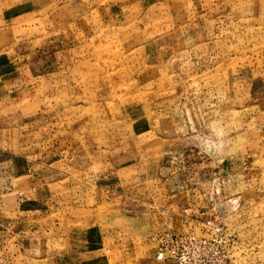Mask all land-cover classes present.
Returning a JSON list of instances; mask_svg holds the SVG:
<instances>
[{
    "label": "rangeland",
    "instance_id": "obj_1",
    "mask_svg": "<svg viewBox=\"0 0 264 264\" xmlns=\"http://www.w3.org/2000/svg\"><path fill=\"white\" fill-rule=\"evenodd\" d=\"M122 1L128 0H0V12L12 11L7 23L0 20V42H11L0 43V52L22 41L29 56L56 51L76 57L72 68L58 71L56 91L45 77L39 80L41 90L22 93L26 115L55 112L53 118L61 117L68 134L93 154L109 151L118 139L123 146L135 139L139 146L148 141L157 151L149 193L139 183L136 200L116 216V210L104 208L99 227L94 226L99 241L93 242L109 251L104 263L160 264L152 254L151 236L174 228L172 213L164 208H176L175 200L185 194L184 187L167 185L170 171L163 165L202 161L215 166L216 173L210 176L208 168L195 174L192 169L181 180L216 181L217 200L226 209H239L235 217L240 230L231 229L237 234L236 264H264V0H131L144 6L138 16L129 20L127 15L123 24H98L103 3ZM212 19L223 23L221 39L200 45L184 42L187 25L200 20L210 25ZM50 38L63 41L44 44ZM171 50L187 55L184 66L171 59L174 54L169 57ZM178 70L185 77L178 79ZM178 100L189 103L186 116L198 119L186 133L170 122L176 119L174 111L166 109ZM175 147L193 150L181 161L182 156L173 155ZM208 191L203 188L201 193ZM91 196L87 193L89 204ZM144 207L150 214L142 213ZM194 223L189 229H196ZM42 243L39 254L46 264L53 249L49 240ZM56 244L54 251L60 248ZM28 258V264L36 263V256Z\"/></svg>",
    "mask_w": 264,
    "mask_h": 264
},
{
    "label": "crops",
    "instance_id": "obj_2",
    "mask_svg": "<svg viewBox=\"0 0 264 264\" xmlns=\"http://www.w3.org/2000/svg\"><path fill=\"white\" fill-rule=\"evenodd\" d=\"M133 1L103 3L98 24H123L127 22V15H131L129 20H132L144 8L136 6L138 4L133 5ZM10 12L12 11L2 9L0 20L7 23L11 18ZM200 21L190 23L184 29V32L187 31L184 38L186 44L192 40L200 45L221 39L222 22L212 19L213 24L209 25ZM209 34L215 39H210ZM62 41L50 38L44 44L58 46ZM0 43L10 45L11 42L4 38ZM25 46L21 41L0 52V264H28L30 258L25 259L28 256H36L35 264H42L41 260L46 259L39 254L44 249L43 240H49L53 249L46 264H105V254L109 251L105 247L96 246L95 242L98 243L99 240L95 238L99 234L94 226L99 227L100 218L106 214L102 213L104 208L116 210L113 214L116 216L117 211L127 202L136 200L139 183H144V190L149 193L146 190L147 182L153 180L149 172L157 151L148 141L139 146L135 139L123 146L118 139L109 151H95L93 154L68 134L67 125L60 120L61 117L53 118L55 112H50L53 115L39 113L34 116L38 113L36 111L26 115L27 111H22V93L31 88L41 90L39 80L45 77L50 78L47 81L50 90L56 91L58 71L64 69L62 72H65L72 68L76 57L56 51L29 56L24 52ZM173 54L174 58L171 59H178L181 66L186 64L185 53H173L171 50L169 57ZM183 73L184 71L178 70L174 75L179 79L180 76L185 77ZM32 81L33 87L28 88L27 85ZM13 92L17 94L16 97L11 96ZM187 104L189 103L178 100L166 108L174 111L176 119H170V122H177L178 131L183 133L189 132L198 121L194 116H186L185 109L189 108ZM13 106L16 108L10 110ZM191 108H194V103ZM169 117L173 118L172 115ZM178 131L170 132L174 134L179 133ZM164 135L172 138L171 135ZM177 138L175 136L172 140ZM192 150L193 148L181 150L175 147L173 155L182 156L183 161L190 156L189 152ZM196 153L199 154L200 151ZM182 163L179 166H172L169 162L167 167L163 165V169L170 171L167 185L177 184V187L185 188L183 199L175 200L176 208L169 209V204L164 209L172 213L170 220L174 221L173 230H189L194 222L196 229L193 230H200V221L213 217V213L203 206L206 193H201L212 182H197L189 178L181 180V175L192 169H195L196 174L210 168L211 176L216 173L215 166L203 164L202 161L194 163L199 166ZM74 174H81V179L74 180ZM213 183L216 184V181ZM216 186L219 188L218 184ZM75 188L79 190L76 193ZM87 193L92 194L91 204L88 203ZM142 210V213L150 214L148 207ZM238 210L225 209V212H221L224 225L237 232L240 230L235 217ZM54 243L60 247L55 251ZM152 254L154 256L153 245ZM19 256L23 257L22 261L18 260Z\"/></svg>",
    "mask_w": 264,
    "mask_h": 264
},
{
    "label": "built area",
    "instance_id": "obj_3",
    "mask_svg": "<svg viewBox=\"0 0 264 264\" xmlns=\"http://www.w3.org/2000/svg\"><path fill=\"white\" fill-rule=\"evenodd\" d=\"M206 189L209 191L205 194L203 206L209 212L214 211L212 219L200 221V230L164 229L152 234L156 261L163 264H236L233 252L237 234L222 222L221 212L225 211L226 205L217 200L215 183Z\"/></svg>",
    "mask_w": 264,
    "mask_h": 264
}]
</instances>
